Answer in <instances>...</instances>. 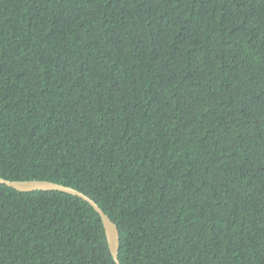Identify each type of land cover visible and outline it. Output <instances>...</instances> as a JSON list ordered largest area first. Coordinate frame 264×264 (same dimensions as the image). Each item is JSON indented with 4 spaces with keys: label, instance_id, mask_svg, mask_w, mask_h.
Masks as SVG:
<instances>
[{
    "label": "trees",
    "instance_id": "trees-1",
    "mask_svg": "<svg viewBox=\"0 0 264 264\" xmlns=\"http://www.w3.org/2000/svg\"><path fill=\"white\" fill-rule=\"evenodd\" d=\"M0 177L121 264H264V0H0ZM0 264L116 263L0 183Z\"/></svg>",
    "mask_w": 264,
    "mask_h": 264
},
{
    "label": "water",
    "instance_id": "water-1",
    "mask_svg": "<svg viewBox=\"0 0 264 264\" xmlns=\"http://www.w3.org/2000/svg\"><path fill=\"white\" fill-rule=\"evenodd\" d=\"M0 183L6 184L10 187L15 188L18 191L24 192V191H37V190H56L65 192L68 194H72L75 196H78L80 198H83L87 202H89L92 207L99 213L103 226L106 233V238L109 246L110 253L115 261L116 264H121L118 259V251H119V232L117 225L108 217L107 214H105L102 209L97 205L95 201H93L91 198L86 196L84 193L62 185L57 184L51 181L46 180H27V181H10L6 180L2 177H0Z\"/></svg>",
    "mask_w": 264,
    "mask_h": 264
}]
</instances>
